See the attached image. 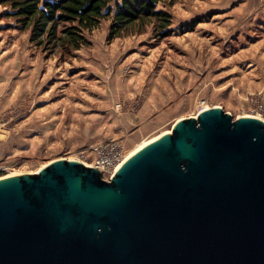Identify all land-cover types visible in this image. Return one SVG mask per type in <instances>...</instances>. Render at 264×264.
<instances>
[{
    "label": "rangeland",
    "instance_id": "rangeland-1",
    "mask_svg": "<svg viewBox=\"0 0 264 264\" xmlns=\"http://www.w3.org/2000/svg\"><path fill=\"white\" fill-rule=\"evenodd\" d=\"M167 3L169 37L147 25L109 42L104 19L69 56L30 44L0 5V177L87 166L107 140L126 156L201 109L264 122V0Z\"/></svg>",
    "mask_w": 264,
    "mask_h": 264
},
{
    "label": "water",
    "instance_id": "water-1",
    "mask_svg": "<svg viewBox=\"0 0 264 264\" xmlns=\"http://www.w3.org/2000/svg\"><path fill=\"white\" fill-rule=\"evenodd\" d=\"M0 264H264V122L207 108L108 182L70 160L0 177Z\"/></svg>",
    "mask_w": 264,
    "mask_h": 264
},
{
    "label": "trees",
    "instance_id": "trees-1",
    "mask_svg": "<svg viewBox=\"0 0 264 264\" xmlns=\"http://www.w3.org/2000/svg\"><path fill=\"white\" fill-rule=\"evenodd\" d=\"M166 1L168 6L175 4V0H0V5L8 9L5 18L14 20L19 31L29 32L30 44L60 49L69 56L89 45L84 33L104 19H110L109 42L141 33L147 25H152L154 36L169 37L172 18L158 9Z\"/></svg>",
    "mask_w": 264,
    "mask_h": 264
},
{
    "label": "built area",
    "instance_id": "built-area-1",
    "mask_svg": "<svg viewBox=\"0 0 264 264\" xmlns=\"http://www.w3.org/2000/svg\"><path fill=\"white\" fill-rule=\"evenodd\" d=\"M202 110H199L198 113ZM90 152L92 159L87 166L99 171L102 179L107 182L110 181L117 170L116 163L123 159L126 154L124 144L115 140H107L94 144L90 148Z\"/></svg>",
    "mask_w": 264,
    "mask_h": 264
},
{
    "label": "bare ground",
    "instance_id": "bare-ground-1",
    "mask_svg": "<svg viewBox=\"0 0 264 264\" xmlns=\"http://www.w3.org/2000/svg\"><path fill=\"white\" fill-rule=\"evenodd\" d=\"M244 117H247V118H254V119H257V117L255 116H244ZM239 118H243V117H239ZM237 118V119H239ZM179 121V120H178ZM165 133H169V131H166V132H162L160 134H158L157 136L145 141L144 143L140 144L139 146H137L135 149H133L131 152H129L126 156L123 157V159L119 160L117 163H116V168L119 169L131 156H133L136 152H138L140 149H142L143 147H145L146 145H148L149 143L155 141L156 139H158L159 137H161L163 134ZM55 161V160H54ZM78 162V161H77ZM84 164V163H82ZM86 165V164H84ZM41 169V168H40ZM39 171V170H38ZM37 173V172H36ZM12 176V175H10ZM6 177H9V176H6Z\"/></svg>",
    "mask_w": 264,
    "mask_h": 264
},
{
    "label": "crops",
    "instance_id": "crops-1",
    "mask_svg": "<svg viewBox=\"0 0 264 264\" xmlns=\"http://www.w3.org/2000/svg\"><path fill=\"white\" fill-rule=\"evenodd\" d=\"M0 160H1V157H0Z\"/></svg>",
    "mask_w": 264,
    "mask_h": 264
}]
</instances>
